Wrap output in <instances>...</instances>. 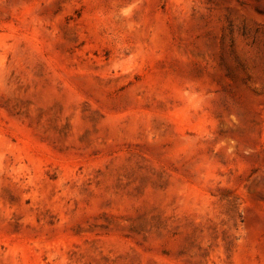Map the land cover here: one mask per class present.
Instances as JSON below:
<instances>
[{
	"label": "rangeland",
	"instance_id": "1",
	"mask_svg": "<svg viewBox=\"0 0 264 264\" xmlns=\"http://www.w3.org/2000/svg\"><path fill=\"white\" fill-rule=\"evenodd\" d=\"M0 264H264V0H0Z\"/></svg>",
	"mask_w": 264,
	"mask_h": 264
}]
</instances>
